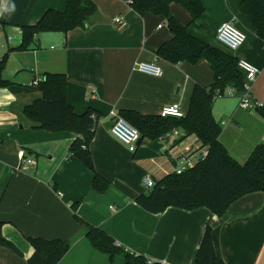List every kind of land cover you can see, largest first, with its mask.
Instances as JSON below:
<instances>
[{
	"label": "crops",
	"instance_id": "crops-1",
	"mask_svg": "<svg viewBox=\"0 0 264 264\" xmlns=\"http://www.w3.org/2000/svg\"><path fill=\"white\" fill-rule=\"evenodd\" d=\"M91 1L98 13L86 27L39 33L27 50L11 51L6 61L2 75L11 83L0 86V222L19 252L0 245V264H28L34 253L29 237L66 240L70 248L58 264H125L126 252L110 257L93 246L87 226L74 217L73 204L81 218L112 235L126 251L159 264H193L207 227L216 254L227 264H264V191L241 196L222 215L207 207L177 206L154 213L137 203L149 191L147 180L157 183L172 173L179 159L195 153L202 142L178 127L157 139H143L131 152L111 132V111L161 114L165 106L178 103L186 114L193 87L212 84L213 71L206 60L174 64L157 56L159 46L172 38L165 15L139 14L129 0ZM241 1L204 0L201 23L179 3H172L170 12L193 35L257 66L248 95L251 102L264 104V39L248 22ZM67 3L0 0V61L21 43V26L37 22L49 8L64 10ZM115 16L126 24L117 27ZM224 22L246 33L237 49L218 39ZM142 61L156 62L163 74L140 72ZM45 72L67 75L68 99L78 113L90 107L101 112L89 147L95 170L109 182L104 191L93 187L94 172L70 156L76 133L40 128L25 115V106L42 95L32 83ZM240 100L227 88L214 99L212 111L222 126L220 140L244 162L264 143V118ZM20 149L34 162H21Z\"/></svg>",
	"mask_w": 264,
	"mask_h": 264
},
{
	"label": "trees",
	"instance_id": "trees-1",
	"mask_svg": "<svg viewBox=\"0 0 264 264\" xmlns=\"http://www.w3.org/2000/svg\"><path fill=\"white\" fill-rule=\"evenodd\" d=\"M172 3L181 4L193 21L203 19L204 0H132L131 5L139 14L151 12L166 16L172 38L157 49L159 58L174 64L183 61L195 64L206 60L213 71V82L208 86L196 84L193 87L189 109L182 117L143 114L133 109H122L119 114L139 130L140 142L145 138L157 139L181 127L189 135H196L202 146L208 148V154L180 174L172 172L165 175L147 193L139 195L136 201L154 213L162 212L169 206H177L188 210L207 207L222 215L241 196L264 191V143L256 145L247 160L241 162L220 140L222 126L213 116L214 99L223 95L229 87H233L238 94L242 93L246 82L245 73L239 68V59L235 55L193 35L187 24L172 15ZM241 7L250 25L264 39V0H242ZM97 13L98 9L91 0H68L64 10L49 8L37 22L21 26V43L10 48L0 61V86L11 83L2 75L11 51L27 50L42 32L68 33L75 28L86 27ZM36 86L42 95L25 106V115L40 128L76 133L70 156L79 158L94 172L93 187L104 191L109 182L95 170L89 147L101 112L92 107L83 113L74 109L68 99V78L65 73L45 72ZM255 103L264 118V104ZM72 207L75 219L87 226L86 236L99 251L110 257L126 252L125 264H159L148 260L143 254L126 251L112 235L81 218L77 214L76 204ZM28 239L34 248L28 264H58L70 248L66 240L59 238ZM0 245L19 252L15 244L3 235L2 222ZM193 264H227L215 252L210 227L205 231Z\"/></svg>",
	"mask_w": 264,
	"mask_h": 264
},
{
	"label": "built area",
	"instance_id": "built-area-1",
	"mask_svg": "<svg viewBox=\"0 0 264 264\" xmlns=\"http://www.w3.org/2000/svg\"><path fill=\"white\" fill-rule=\"evenodd\" d=\"M129 2L130 4H132V0H129ZM113 21L119 28L123 27L126 24L122 16H115L113 18ZM217 35L219 41L229 49H237L246 40V33L239 27H237L233 22L222 23L217 29ZM238 66L246 76L244 91L242 93H239L241 99L240 105L245 108H254L257 104L250 101L248 91L251 84L256 80L259 74V69L253 63L245 59H239ZM137 69L142 73L154 76H161L163 74L162 68L156 62H139L137 64ZM39 81L40 80H35L32 84L38 85ZM228 90L229 93L238 94L233 87H229ZM111 115L115 118L111 126V132L121 141H123L131 152H135L140 142L139 130L131 123H129L118 112L112 110ZM161 115L182 117L184 115V112L181 110V107L178 103H174L165 106L161 112ZM18 153L21 162H26L29 164L34 162L33 158L27 155L25 149H20ZM207 154L208 148L206 146H202L195 153L184 155L181 159H179L178 164L173 172L179 174L184 172L188 168L194 166L201 159H203ZM154 184L155 183L150 180L146 181V186L149 189L152 188Z\"/></svg>",
	"mask_w": 264,
	"mask_h": 264
},
{
	"label": "water",
	"instance_id": "water-1",
	"mask_svg": "<svg viewBox=\"0 0 264 264\" xmlns=\"http://www.w3.org/2000/svg\"><path fill=\"white\" fill-rule=\"evenodd\" d=\"M202 22V20H199V23H201Z\"/></svg>",
	"mask_w": 264,
	"mask_h": 264
}]
</instances>
